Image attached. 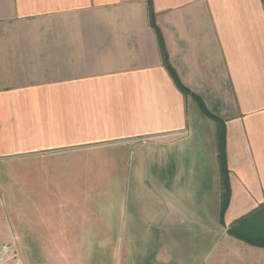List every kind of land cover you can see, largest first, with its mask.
<instances>
[{
	"label": "crops",
	"instance_id": "obj_1",
	"mask_svg": "<svg viewBox=\"0 0 264 264\" xmlns=\"http://www.w3.org/2000/svg\"><path fill=\"white\" fill-rule=\"evenodd\" d=\"M197 98L225 124L224 225L219 144L205 161L190 115L219 124ZM150 150L170 156L133 161ZM263 203L264 0H0V245L23 264L141 247L148 264H264L228 232Z\"/></svg>",
	"mask_w": 264,
	"mask_h": 264
},
{
	"label": "trees",
	"instance_id": "obj_2",
	"mask_svg": "<svg viewBox=\"0 0 264 264\" xmlns=\"http://www.w3.org/2000/svg\"><path fill=\"white\" fill-rule=\"evenodd\" d=\"M152 24H154V16L152 15ZM159 34V40L162 46V37ZM164 54V53H163ZM165 56V54H164ZM166 58V56H165ZM170 73L177 86L186 94H190V91L186 89L178 80L177 76L170 69ZM198 99V98H197ZM203 111L210 118L216 120L219 124V135H220V144H219V160L221 165L222 172V186H223V194H222V203H221V220L223 221L225 212L229 206L230 198H231V186L229 179V171L227 168V159H226V130L225 124L222 120L218 119L211 113H209L204 107L202 102L198 99ZM228 232L234 238L242 240L251 245L259 246L264 248V203L260 205L257 209L253 210L248 215L240 218L236 222H234L228 229Z\"/></svg>",
	"mask_w": 264,
	"mask_h": 264
},
{
	"label": "rangeland",
	"instance_id": "obj_3",
	"mask_svg": "<svg viewBox=\"0 0 264 264\" xmlns=\"http://www.w3.org/2000/svg\"><path fill=\"white\" fill-rule=\"evenodd\" d=\"M190 116H192L191 117V126L195 130V132L191 135L193 145L198 146L199 144L200 145L203 144L204 149H203L202 154H203L204 160L205 161H207V160L212 161L214 159V153H215V152H213L214 146L216 147V145H215L216 142H217V144H220L219 129L216 130V127H217L216 124L213 126H209V127L204 126V128H202V126L199 124V118L197 117V115L193 114ZM216 131H217V136L215 137ZM185 151H188L187 148L184 151L173 150L171 152L173 160L177 161L180 158H181V160H183V154L182 153H184ZM145 153L146 152L141 153V157H138L136 152H132L131 157L134 156L133 161H136V160L140 161L143 159V156H144V159H147L150 161H159V160L167 161V158L170 156V153L167 152L166 150L165 151L161 150V152H157V153H154L153 151L150 150L149 153H146V154ZM187 153H188L187 155H188V159H189L190 158V152L188 151ZM198 155L199 156L201 155L200 149H199ZM161 165H162V171H163V164H161ZM116 170H118L120 173H122V171H124L126 169L120 168V169H116ZM127 170L130 172L131 169H127ZM134 170H136V169H134ZM139 170H140V168L138 169V171ZM110 171H115V169H110ZM116 187H117L116 184H109L107 190H108V192H115ZM221 223L224 225V221L221 220ZM146 253H147V248L141 247V248H139V256L138 257L131 256L130 259L132 261H134V264H140V262L142 260H143V264H148L147 259H146V257H147ZM109 264H111V263H109Z\"/></svg>",
	"mask_w": 264,
	"mask_h": 264
},
{
	"label": "built area",
	"instance_id": "obj_4",
	"mask_svg": "<svg viewBox=\"0 0 264 264\" xmlns=\"http://www.w3.org/2000/svg\"><path fill=\"white\" fill-rule=\"evenodd\" d=\"M22 258L15 240L0 245V264H22Z\"/></svg>",
	"mask_w": 264,
	"mask_h": 264
}]
</instances>
